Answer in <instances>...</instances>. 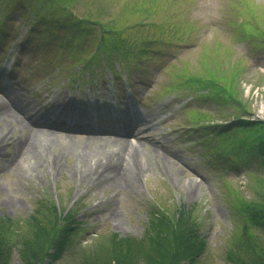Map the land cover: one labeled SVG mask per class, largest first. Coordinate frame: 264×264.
Here are the masks:
<instances>
[{"label": "rangeland", "instance_id": "obj_1", "mask_svg": "<svg viewBox=\"0 0 264 264\" xmlns=\"http://www.w3.org/2000/svg\"><path fill=\"white\" fill-rule=\"evenodd\" d=\"M25 1L28 5L24 9L0 0L1 31L7 37L0 48V74L9 68L14 78L13 85L0 90V95L3 91L11 94L35 118L39 117L34 114H42L49 108H60V101L67 96L107 102L109 107L102 108L109 119L99 121L97 127L119 128L118 120L126 112L132 117L139 114L141 120L134 130L137 137L127 138L136 146L141 144L140 161L147 170L135 179L131 162L125 169L119 164L116 170L96 173L98 164H104L100 172L105 170L107 152L98 148V142L87 144V139L112 135L95 136L81 130L45 126L58 133L55 139L59 144L52 151L65 154L62 168L52 169L46 160L40 163L29 155H17L19 140L30 138L33 134L30 130L20 129L15 123L16 141L1 142L4 132L12 127L11 119L2 120L0 224L10 225L8 234L13 246L10 264H24L20 248L32 233V217L40 213L54 215V207L64 228L73 226L74 231L61 257L56 262L46 258L44 264H82L88 260L86 256L95 254L100 243L106 245L114 234L123 239L144 238L152 212L163 211L178 217L183 209L197 220L199 239L206 244L205 255L197 264H234L242 260L239 256L245 255V249L250 250V246L243 235L247 216L240 206L243 201L261 204L264 166L256 153L244 158L232 157L230 137H246L250 134L248 131L232 133L230 137L211 135L215 124L232 119L239 110L219 96H212V90L199 77L206 75L205 67L215 63L220 65L223 75L237 66L241 69L237 80L239 97L250 110L246 118L264 121V39L257 38L251 43L242 36L249 27L264 32V0H179L181 14L175 18L168 19L166 10L159 12L157 23L165 28L140 25L126 32V37L130 35L138 42L147 38L152 49L141 55L136 49L138 44L134 45L133 51L137 50V54L131 56V62L115 66L119 72L117 79H112L111 71L103 67L101 71L95 69L96 77L81 74L76 82L72 78L83 63H77L76 59L74 62V58L81 51L58 46L72 41L69 36H75L82 54H89L100 41H97V25L88 27L87 34L81 36L80 32L73 31L68 20L80 18L87 9L95 17L104 8L106 14L114 13L127 22L140 15L124 9L123 3L128 0H117V3H112L116 0H80L71 9ZM165 4L169 9L173 0H166ZM4 16L7 20H3ZM34 18H38L37 24L32 26ZM30 27L42 30L44 39L40 33L26 36ZM107 43L113 49L117 44L114 39ZM93 109L101 112L93 106L89 112ZM5 111L0 110V114ZM195 112L207 113L208 120L196 126H182ZM126 122L129 123L121 121V124ZM210 138L219 143L218 151L214 152L221 155L212 156L204 151L203 145L207 146ZM77 145L91 152L88 162L78 159ZM112 162L120 161L114 157ZM131 168L133 173L129 171ZM252 234L259 242L264 240V234L258 230L252 229ZM232 249L237 257H228Z\"/></svg>", "mask_w": 264, "mask_h": 264}, {"label": "trees", "instance_id": "obj_2", "mask_svg": "<svg viewBox=\"0 0 264 264\" xmlns=\"http://www.w3.org/2000/svg\"><path fill=\"white\" fill-rule=\"evenodd\" d=\"M35 2L38 6L48 4L61 9H71L81 3L80 0H35ZM165 2L166 0H128L126 3L124 2V9H129L133 14L140 15L137 19L130 18L128 22L117 15H113L114 13L112 16L111 14H106L104 8L95 17L87 9L83 15H80V18L74 17L68 20V22L73 25V31L80 32L79 35L81 36L84 33L87 34L88 27L91 29L90 27H93V25H101L104 31V38L100 39L99 45L103 46L104 53H106L101 56H106L107 59L111 58L110 44L107 43L110 39L116 40L117 48L120 52L123 51L125 55L131 57L132 54L133 56L137 54V50L133 51V46L136 44H138L136 49H139L140 54L143 55L144 51H147L146 47H151L148 44L147 38H144L142 42H138L135 39H131L130 35L126 37V32L128 34L129 30L140 25H151V28L158 30L165 28L166 26L159 25L156 19L161 14H159L161 10L168 12V19L175 18L176 15L181 14L179 0H173V5L169 9ZM7 3H13L14 7H24V9L27 4L25 0H19L16 5L14 3H17V0H7ZM112 3H117V0ZM36 10L38 8H33V11ZM41 10L42 8L37 13ZM33 16L36 17L35 14ZM101 18H104L106 22L101 21ZM36 19L38 18H34V22L31 23L32 26L37 24ZM260 19L261 17L258 19L259 26ZM3 20H7V17L4 16ZM64 28L66 29L67 27L64 26ZM242 36H245L247 40L250 39V42L254 43L257 38L264 39V32L255 27H249L247 31L244 30ZM252 36H255V38ZM73 38L75 42H73ZM69 39L72 41L62 43V46L58 47H75L80 50L81 53L78 57L75 56L74 62L76 59L77 63H80L90 57V54H86L85 52L82 54V49L76 44V41L79 40L75 36H69ZM73 50L76 52L74 48ZM215 64L205 67L206 75L203 78H199L203 79V83L208 87V90H212V96L215 94L222 101L234 104L238 108L239 113L238 111L235 112L236 114L232 118L233 121L229 124L223 126L214 125L211 135L230 137L229 134L248 131L250 134L246 135V137L241 135L235 138L230 137L231 149H233L231 152L232 157L244 158L256 153L259 163L264 166V121L246 118V113L250 112V110L247 107L246 101H242L239 97L240 92L237 82L241 69L236 68V66L235 69L226 71L227 74L223 75L224 73L220 74V65ZM212 66L216 67V69ZM207 116V113L200 114L195 112L193 113V118L189 119L188 122H184L182 126H196L201 121L208 120L206 119ZM206 143L208 144L207 146L205 143L203 145L205 152L211 153L212 156L221 155L214 152L215 150L218 151L216 148L219 146L216 140L210 138ZM240 148H242V151H239ZM219 159L222 158L219 156ZM240 207L243 214L247 216V224L244 225L246 227L243 235L246 237L245 240H249L250 250L245 249L246 254L244 250V258L240 255L239 257L242 260L234 264H264V240L259 242L256 235L252 234V229H256L264 234V199H262L261 204H259V201L248 203L243 201ZM52 209L56 211L54 215L40 213L32 217V233L25 239L20 248V255L24 264H44L46 258H49L52 262H56L63 254L69 237L74 231V227L64 228V225L61 223L62 218L57 215V209L55 207ZM183 210H180L178 217H175L171 213H163V211L152 212L149 219V230L144 238L123 239L114 234L110 238L112 239L110 242L106 245L100 243L98 251L95 254L92 253L86 256L88 260H84L82 264H197L198 260L205 255L206 244L199 239V227L195 217L189 213L186 214ZM9 228L10 225L5 223L0 224V264L11 263L13 246H11L12 238L8 234ZM104 248L107 250L104 251ZM51 250L53 251L51 252ZM234 250H230L228 257H237L234 254ZM239 250L243 252V250Z\"/></svg>", "mask_w": 264, "mask_h": 264}, {"label": "bare ground", "instance_id": "obj_3", "mask_svg": "<svg viewBox=\"0 0 264 264\" xmlns=\"http://www.w3.org/2000/svg\"><path fill=\"white\" fill-rule=\"evenodd\" d=\"M0 110H6L5 112H3L4 114L3 113L0 114V122H2V120L4 119L12 120V127L10 130L7 131L6 134L4 132L1 142L6 141L7 144H9L10 142H14L15 137L13 136V133L15 132L14 125L16 123L20 127V129H28L33 133L30 138L24 137L23 139L19 140L20 144L18 150H16L17 155L22 157L29 155L31 158L35 159L36 161H39L40 163L46 160V163L52 169L62 168V164H61L62 156L65 154L64 153L63 155L62 153L57 154L54 151H52L54 150L53 148L57 147V145L59 144L56 141V139L58 138L57 132L43 128L42 124L38 122L37 118L25 112V110L21 108V106L18 104L15 98H13L12 95L7 92H4V94L0 95ZM7 129L8 128H6V130ZM118 132L121 134V136L117 135L118 133L115 132L112 133L113 135L110 136L109 138H101V137L96 138L90 136L87 139L86 142L87 144L98 142V148L102 152H107L105 153L106 155L104 157L107 162L105 170L100 172L101 170L100 168L104 166V164L101 163L97 165V168L95 170L93 169L92 166L91 172L92 170H94L96 171V173L98 172L104 173L105 171L108 172L109 169L116 170L117 168H120L118 167L119 164H122L121 165L122 168L125 169L129 167L131 162H133V170H134L133 172L135 174V179H136V176L139 177L141 175L140 174L141 172L147 170L145 164H142L140 161L141 158L140 150H142L140 148L141 144L136 146L132 144L127 138V136L130 135L136 136L134 131V126L132 124L128 125L126 130H122L121 132L120 130H118ZM41 136L44 138H41ZM69 137L71 136L69 135ZM84 148L87 147L78 146L77 150L75 151L76 153H79V155L77 156L78 159L88 162L91 152H89L87 149ZM70 150L74 151L72 148ZM114 157H118L120 162L117 163L112 162ZM164 160L168 161L167 158H164ZM129 171L133 173L132 168Z\"/></svg>", "mask_w": 264, "mask_h": 264}]
</instances>
